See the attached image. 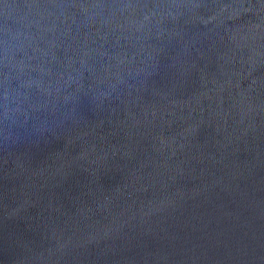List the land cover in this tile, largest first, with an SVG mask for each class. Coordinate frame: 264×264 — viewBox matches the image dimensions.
<instances>
[{
	"label": "water",
	"instance_id": "1",
	"mask_svg": "<svg viewBox=\"0 0 264 264\" xmlns=\"http://www.w3.org/2000/svg\"><path fill=\"white\" fill-rule=\"evenodd\" d=\"M0 264H264V0H0Z\"/></svg>",
	"mask_w": 264,
	"mask_h": 264
}]
</instances>
